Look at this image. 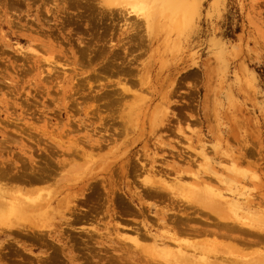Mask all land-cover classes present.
<instances>
[{
	"label": "rangeland",
	"instance_id": "1",
	"mask_svg": "<svg viewBox=\"0 0 264 264\" xmlns=\"http://www.w3.org/2000/svg\"><path fill=\"white\" fill-rule=\"evenodd\" d=\"M0 172V264H264V0H0Z\"/></svg>",
	"mask_w": 264,
	"mask_h": 264
},
{
	"label": "bare ground",
	"instance_id": "2",
	"mask_svg": "<svg viewBox=\"0 0 264 264\" xmlns=\"http://www.w3.org/2000/svg\"><path fill=\"white\" fill-rule=\"evenodd\" d=\"M12 167H13V166H12ZM18 171H19V170H18ZM33 172H34V171H33ZM1 173H2V172H0V178H4V176L1 177V175H4L6 172H5L4 174H1ZM30 174H31V173H30ZM34 174H36V173H34ZM15 176H16V175H15ZM5 178H6V176H5ZM13 178H14V177H13ZM16 178H18V176H16ZM8 179H9V178H8ZM10 179H11V178H10ZM19 179H20V177H19ZM7 183H8V182H7ZM1 185H2V184H1ZM202 186H203V185H202ZM0 188H1V187H0ZM0 194H1V193H0ZM0 197H2V196L0 195ZM3 204H4V203H3ZM10 207H11V206H10ZM194 207H195V206H194ZM220 207H221V206H220ZM191 208H192V207H191ZM224 208H225V207H224ZM193 209H194V208H193ZM9 210H12V207H11ZM218 213H219V212H218ZM232 213H233V212H232ZM212 214H213V213H212ZM223 214H224V213H223ZM228 214H229V212H228ZM228 214H227V216H222V215H221V216H220V215L217 216L216 213H215V215H216L218 218H217L215 215H214V216L217 218V220H218L217 223L219 224V226H220L221 229H218V231H214L215 233H213V235H215V234H220V235H221V234H222V235H227V236H228L229 233H226V230H228V229H230V231H236V232H241V233H242V232H243V233H246V232L249 233L250 231H251V232H254V231H255V232L258 233V238H259V240L264 242V229H261L262 227L260 226V224H261L262 222L259 221L260 219L258 220L259 223H260L259 226H255V225H251V224L247 223L248 221H247L246 219H245V220H246L247 222H245V220H244V221L241 220V218H240L239 216L235 215L234 213H233L234 216H231L230 214H229V215H228ZM189 215H190V214H189ZM246 217H247V216H246ZM249 219H250V218H249ZM255 219H256V218H255ZM262 219H263V218H262ZM253 220H254V218H253ZM182 221H183V220H182ZM251 221H252V220H251ZM261 221L264 222V219L261 220ZM212 222H213V221H212ZM253 224H254V223H253ZM256 224H257V223H256ZM261 225H262V224H261ZM185 227H186V226H185ZM176 229H177V228H176ZM194 229H195V228H194ZM204 229H206V228H204ZM204 229H200V230H201L200 232H202V234H203V232H204ZM195 230L198 232L197 234H199V230H198V229H195ZM206 230H207V229H206ZM209 231L211 232V230H209ZM189 232H190V231H189ZM210 232H209V233H210ZM212 232H213V231H212ZM193 233H194V232H193ZM204 233H206V231H205ZM207 233H208V232H207ZM248 233H247V234H248ZM191 234H192V233H191ZM194 234H195V233H194ZM230 235H231V234H230ZM233 235H234V234H233ZM192 237H193V236H192ZM221 237H222V236H221ZM230 237H231V236H230ZM238 237H239V236H238ZM240 237H241V236H240ZM246 237H247V236H246ZM202 238H203V236H202ZM212 238H213V237H212ZM215 238H216V235H215ZM219 238H220V237H219ZM234 238H235V236H234ZM234 238H233V239H234ZM217 239H218V238H216V240H217ZM227 239H228V237H227ZM230 239H232V237H231ZM230 239H229V240H230ZM236 239H237V238H236ZM239 239H241V238H239ZM247 239H248V238H247ZM209 240H210V239H209ZM213 240H214V238H213ZM221 240L225 241L224 239H221ZM221 240H219V241H221ZM229 240H226L225 243H227V242L229 243ZM250 240H251V239H250ZM200 241H201V240H200ZM200 241H199V242H200ZM204 241H205V240H204ZM207 241H208V240H206V242H207ZM223 241H221V242H223ZM195 242H196V241H195ZM213 242H216V241L214 240ZM213 242H212V243H213ZM232 242H233V240H232ZM232 242L229 243V245L231 244L230 246L232 247V249H234V251H236L235 248H233V247H235V246H234V245L232 246V244H233ZM246 242H247V240H246ZM258 242H259V241H258ZM197 243H198V241H197ZM207 243H208V242H207ZM212 243L210 242V243L208 244V246H210V244H212ZM216 243H218V242H216ZM223 243H224V242H223ZM223 243H222V247H220L221 245L219 246L220 248H222V249H219V251H221V253H222V252H226L225 248L223 249ZM225 243H224V245H225ZM234 243H235V242H234ZM213 244H214V243H213ZM219 244H220V243H219ZM219 244H218V245H219ZM258 244H259V243H258ZM261 244L263 245V243H261ZM261 244H260V245H261ZM197 245H198V244H197ZM227 245H228V244L225 245L226 248H227ZM229 245H228V246H229ZM208 246H206V247H208ZM211 246H212V245H211ZM213 246H215V248H216V247H217V244H215V245H213ZM236 246H237V245H236ZM238 246H239V245H238ZM238 246H237V247H238ZM243 246H244V245H243ZM245 246H246V245H245ZM249 246H250V245H249ZM249 246H247V247H249ZM219 247H217V248H219ZM231 247H228V248L231 249ZM241 247H242V246H241ZM241 247H240V248H241ZM252 247H254V246H252ZM256 247H258V246H256ZM256 247H255V248H256ZM262 247H264V246H262ZM210 248L212 249V247H210ZM240 248H238V249H239L238 251H240ZM260 248H261V247H260ZM211 249H210V250H211ZM232 249H231V250H232ZM247 249H248V248H247ZM247 249H246V250H247ZM205 250H206V249H205ZM223 250H224V251H223ZM231 250H229V251L231 252ZM242 250L244 251V248L241 249V252H243ZM250 250H251V249H250ZM254 250H255V249H254ZM208 251H209V250H208ZM211 251H212V250H211ZM217 251H218V250H217ZM219 251H218V252H219ZM232 251H233V250H232ZM234 251H233V252H234ZM199 252H200V251H199ZM218 252H217V253H218ZM236 252H237V251H236ZM236 252H235V254H236ZM241 252L239 253V256H240V254H243V253H241ZM263 252H264V251H263ZM206 253H208V252H206ZM245 253H246V251L244 252V255H245ZM258 253H259V252H258ZM260 253H261V252H260ZM210 254H211V255H210ZM210 254H208V255L212 256L214 253L211 252ZM263 254H264V253H262V255L260 254V255H261V256L259 257L260 259H262V258L264 259V257H262ZM201 255H202V257H205L206 259H209V257H210V256H208V255H205L204 253L201 254ZM217 255H218V254H217ZM217 255H216V257H215V254H214V257H215V258H219L220 256L218 255L219 257H217ZM223 256H224V255H222L221 258H219V261H220V260L223 261V260L225 259V260L223 261L224 264H225V261H226V253H225V256H224L225 258H224ZM230 256H231V255H229L228 257H230ZM234 256H235V255H234ZM246 256H247V255H246ZM222 257H223V260H222ZM228 257H227V258H228ZM237 257H238V256H236V258H237ZM252 257H253V256H252ZM231 258L234 259V261H235L234 264H236V262L238 263V260H239L238 258H239V257L237 258L238 260H236L233 256H231ZM231 258H228V259L231 260ZM253 258H254V257H253ZM228 259H227V261H229L230 263H232V262H231L230 260H228ZM233 259H232V261H233ZM260 259H259V260H260ZM209 260H210V259H209ZM217 260H218V259H217ZM248 260H249V259H248ZM253 260L256 261L255 258H254ZM197 261H198V260H197ZM212 261H213V260H212ZM214 261H215V260H214ZM234 261H233V262H234ZM249 261H250V260H249ZM255 261H254V262H255ZM261 261H262V260H261ZM261 261H259V262H261ZM242 262H244V261H242ZM250 262H253V261H250ZM218 263H219V262H218ZM246 263H247V262H246ZM263 263H264V262H263ZM155 264H156V263H155ZM196 264H197V262H196ZM221 264H222V262H221Z\"/></svg>",
	"mask_w": 264,
	"mask_h": 264
}]
</instances>
